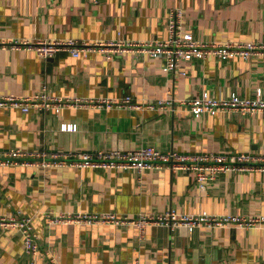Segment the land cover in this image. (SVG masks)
Returning <instances> with one entry per match:
<instances>
[{"label": "crops", "instance_id": "obj_1", "mask_svg": "<svg viewBox=\"0 0 264 264\" xmlns=\"http://www.w3.org/2000/svg\"><path fill=\"white\" fill-rule=\"evenodd\" d=\"M185 12L183 33L200 41L264 40V0H0V38L168 39L171 11ZM181 71H187L182 74ZM0 90L64 100L131 93L144 104L209 90L217 96H264V55L181 61L167 71L160 57L99 51L45 57L29 48H0ZM75 125L70 128L68 125ZM155 145L181 153L264 155V111L196 117L171 109L68 106L60 112L0 108V150L78 153ZM264 215V171H221L206 188L193 170L117 169L71 164H0V216L33 217L37 264H264V225L55 222L57 214L143 213ZM23 234L0 225V264H31Z\"/></svg>", "mask_w": 264, "mask_h": 264}, {"label": "built area", "instance_id": "obj_2", "mask_svg": "<svg viewBox=\"0 0 264 264\" xmlns=\"http://www.w3.org/2000/svg\"><path fill=\"white\" fill-rule=\"evenodd\" d=\"M185 12L182 7L174 8L170 13L168 39H92L80 41L79 39H10L0 38V48H29L34 49L42 56L49 57L58 51H69L73 56H87L91 51H99L107 57L131 53L135 58L143 55L160 57L164 60L167 71H176L181 61L194 58H207L216 55L221 59L244 57L250 59L264 55V40L262 41H200L193 37L189 31L183 33L182 23ZM186 74L187 71H181ZM18 107L25 112L33 108L54 109L60 112L68 106L100 108L122 107L130 110L139 108L171 109L187 107L196 117L205 113L218 114L221 111H234L241 115H250L257 111H264V96L261 91L256 97H243L237 93L228 96H217L209 90L201 95L182 97H160L144 104L132 94L123 95L120 99L101 96L96 99L64 100L60 96L50 94L44 90L34 95L5 94L0 90V108ZM74 128L75 125H68ZM16 163L33 167L71 164L78 167L117 168V169H162L170 168L173 171L193 170L201 187L206 188L211 180L217 179L221 171H264V155L250 152H205L181 153L175 150L163 151L155 145H146L134 150L108 149L95 152L81 151L78 153L55 152L48 155L45 151H31L15 148L8 151L0 150V164ZM55 222H84V223H114L134 224L143 231L148 224L165 223L172 227L185 226L189 229L201 225L222 226L226 224H240L247 227L263 226L264 215H217L209 212L189 214L177 213L170 210L166 213L140 214L137 216L118 215L115 212L57 214L51 217ZM0 225L18 229L24 237L28 254L32 257L31 264H37L39 255L38 235L35 232L33 217L29 215L0 216Z\"/></svg>", "mask_w": 264, "mask_h": 264}, {"label": "rangeland", "instance_id": "obj_3", "mask_svg": "<svg viewBox=\"0 0 264 264\" xmlns=\"http://www.w3.org/2000/svg\"><path fill=\"white\" fill-rule=\"evenodd\" d=\"M133 40H143V39H133ZM146 40H149V39H146ZM129 94V93H128ZM131 94V93H130ZM160 98V97H159ZM156 100V99H154ZM160 149V148H159ZM162 150V149H161Z\"/></svg>", "mask_w": 264, "mask_h": 264}]
</instances>
